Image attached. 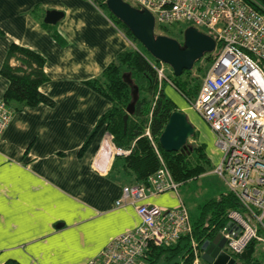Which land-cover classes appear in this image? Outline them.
<instances>
[{"label":"crops","instance_id":"1","mask_svg":"<svg viewBox=\"0 0 264 264\" xmlns=\"http://www.w3.org/2000/svg\"><path fill=\"white\" fill-rule=\"evenodd\" d=\"M52 9L63 15L45 23ZM12 43L44 57L48 79L40 90L53 103L9 105L12 115L0 135V264H85L113 237L140 223L132 205H116L133 178L110 171L114 156L106 171L93 165L105 129L82 149L111 107L86 81L99 76L131 42L92 0H0V67ZM7 86L0 74L2 99ZM167 88L175 91L170 84ZM177 109L193 113L196 120L189 121L198 141L203 131L210 135L206 152L216 165L221 153L209 126L189 106ZM180 200L178 191L168 190L141 202L169 209ZM151 264L167 263L160 258Z\"/></svg>","mask_w":264,"mask_h":264},{"label":"built area","instance_id":"2","mask_svg":"<svg viewBox=\"0 0 264 264\" xmlns=\"http://www.w3.org/2000/svg\"><path fill=\"white\" fill-rule=\"evenodd\" d=\"M130 1L152 14L157 34H161L156 31L161 26L184 23L210 34L216 46L220 45L188 106L213 132L221 153L214 170L241 204L242 211H229L228 224L218 232L225 240L224 249L239 259L251 242L264 244V12L248 0ZM148 59L159 81L173 86L165 64ZM11 115V108L0 98V135ZM128 152L116 147L106 132L93 165L99 172L106 171L109 158ZM178 186L164 166L148 178V185H124L116 205H132L140 223L113 237L85 264H140L153 247L169 245L190 234V214L182 200L169 209L141 202L148 194L177 193ZM191 248L193 264H200L194 240Z\"/></svg>","mask_w":264,"mask_h":264},{"label":"trees","instance_id":"3","mask_svg":"<svg viewBox=\"0 0 264 264\" xmlns=\"http://www.w3.org/2000/svg\"><path fill=\"white\" fill-rule=\"evenodd\" d=\"M92 1L109 16L132 44L120 51L99 76L86 81L90 87L111 102V107L99 117L82 149L101 128H104L112 136L116 147L129 151L126 154L115 155L110 167L114 174L133 178L124 185L134 183L148 185V178L163 166L179 184L214 169L203 143H190L187 140L183 150L170 152L161 147L159 136L169 115L177 109V105L166 95L165 87L168 83L164 80L159 81L148 57L156 63L159 61L153 59L132 36L126 25L111 14L107 9L106 0ZM248 1L264 12V0ZM180 24L184 26L181 27ZM186 27L184 23L168 24L161 26L159 33L175 38L181 43L183 28ZM219 48L220 45L217 44L213 52L205 53L194 62L192 69L184 70L179 76H174L170 73L171 70L166 73L175 91L185 102L196 97L202 78L213 63ZM11 58L16 60V64H10ZM44 62V57L30 48L14 43L9 46L5 61L0 67V74L8 79V86L3 95L8 105L16 103L17 108H20L39 103H53L52 99L40 90V85L48 79L44 72ZM262 66L264 69V63ZM193 70L196 71V76ZM134 88L137 91L136 100H133L132 95ZM130 102L134 103V110L124 119L126 107ZM191 137H197V132L195 131ZM198 208V214L193 218L190 216L191 233L181 236L169 245L153 247L147 259H153V263L164 258L167 264H193L191 241L194 240L198 244L202 257L201 245L228 224L229 211H242L241 204L229 190L206 200ZM253 245L255 249L256 242ZM234 258L237 264L252 261L263 264L253 256L245 260L237 259L236 256ZM202 261L207 264L203 259ZM4 264L18 263L9 260Z\"/></svg>","mask_w":264,"mask_h":264},{"label":"water","instance_id":"4","mask_svg":"<svg viewBox=\"0 0 264 264\" xmlns=\"http://www.w3.org/2000/svg\"><path fill=\"white\" fill-rule=\"evenodd\" d=\"M107 9L126 25L132 36L144 47L155 60L168 65L174 76H179L184 70L192 69L194 62L205 53L215 50L216 41L208 33L193 26H187L183 32L182 42L164 34L154 32V18L147 9H139L125 0H106ZM63 12L47 10L44 22L54 24L62 17ZM129 82V79L126 78ZM133 100L137 99V91L132 90ZM134 110V103L126 107L127 118ZM193 124L186 113L175 109L169 115L167 122L159 136V143L165 151H179L185 148L187 140L194 134ZM225 240L219 233L207 239L201 245L202 259L207 264H235L236 260L224 248ZM254 252L251 242L247 249L238 255L241 260L249 259ZM252 264H261L252 261Z\"/></svg>","mask_w":264,"mask_h":264},{"label":"rangeland","instance_id":"5","mask_svg":"<svg viewBox=\"0 0 264 264\" xmlns=\"http://www.w3.org/2000/svg\"><path fill=\"white\" fill-rule=\"evenodd\" d=\"M125 1H127L128 3L131 2L130 0H125ZM180 26L183 27L184 25L180 24ZM174 27L176 26L174 25ZM156 31L159 32L160 31L159 28H157ZM165 66H166V73H168L171 70V68L166 64ZM171 71L170 73H172ZM193 73L195 76L197 75L195 70H193ZM165 93L167 96H169L174 101V103L178 107L180 106L185 107V105L188 106V102L187 101L185 102V100L181 98V96L177 94V92H175L174 90L172 89L170 90L168 88L166 89L165 87ZM186 115L188 117V120L190 121L196 120L192 112L188 111V113L186 112ZM200 134L202 137V140H199L200 143L205 144V148H209L212 143L210 135L204 131ZM197 137H199L198 133H197ZM197 137H190L188 141L190 143H198L199 141ZM211 163L213 164L215 168L216 165L215 163L212 162V160H211ZM226 190H227V185L225 183V179L221 177L219 174H217L214 169L207 171L199 175L196 178L180 183L178 186V192L181 198L183 199L184 203L186 204V207L192 218L198 214L199 212L198 206L200 204H202L203 202H205L206 200L210 198H214L218 196L220 193L225 192ZM261 234L264 235V232ZM252 256L256 257L257 260L262 261L264 263V244L263 243L255 245V249H254V252L252 253ZM200 264H204L202 261V257L200 259Z\"/></svg>","mask_w":264,"mask_h":264},{"label":"flooded vegetation","instance_id":"6","mask_svg":"<svg viewBox=\"0 0 264 264\" xmlns=\"http://www.w3.org/2000/svg\"><path fill=\"white\" fill-rule=\"evenodd\" d=\"M224 249V248H223ZM225 250V249H224ZM226 251V250H225ZM228 253V251H226ZM229 254V253H228Z\"/></svg>","mask_w":264,"mask_h":264}]
</instances>
